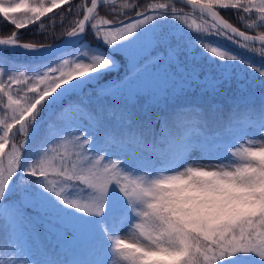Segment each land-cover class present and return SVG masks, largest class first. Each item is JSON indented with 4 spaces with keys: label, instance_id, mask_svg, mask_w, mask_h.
<instances>
[{
    "label": "snow or ice",
    "instance_id": "obj_1",
    "mask_svg": "<svg viewBox=\"0 0 264 264\" xmlns=\"http://www.w3.org/2000/svg\"><path fill=\"white\" fill-rule=\"evenodd\" d=\"M180 2L111 5L104 18L110 0H0V19L14 30H39L66 5L54 13L68 25L59 35L94 38L83 62L38 75L0 67V264H264V91L258 97L225 64H246L251 80L264 65L200 41L205 60L177 33L141 31L174 17L264 58V0ZM47 34L12 31L0 46L48 47L57 34ZM115 51L126 57L124 75L93 86L118 67ZM32 135L37 149L49 146L29 163ZM124 228L133 241L119 235Z\"/></svg>",
    "mask_w": 264,
    "mask_h": 264
},
{
    "label": "trees",
    "instance_id": "obj_2",
    "mask_svg": "<svg viewBox=\"0 0 264 264\" xmlns=\"http://www.w3.org/2000/svg\"><path fill=\"white\" fill-rule=\"evenodd\" d=\"M119 1H127L129 4L130 3L135 4L137 2V0H119ZM73 2L75 3V0H73ZM140 2L143 3V0H140ZM146 2L155 3L157 2V0H146ZM107 5L108 4L103 5V8L101 9V12L102 13L105 12L106 15H107L106 7H109ZM112 5L116 6L118 4H112ZM177 6L183 7V5L181 4H178ZM64 7H66V5H62L60 8L53 9V13L48 14L50 16H53V19L48 20L47 17H45L44 27L39 30L36 29L37 25H33L31 28L28 29L14 30L11 27L10 22H5L2 19H0V36L7 37L12 31H17V32L21 31L22 36L25 39L36 38L42 41H46L48 35L47 33L55 32L57 34L56 38H53L51 41H47V43L58 42L65 37V36L61 37L59 35V33L62 31L60 27L61 24H64L65 28H67L68 25L67 23H65L63 15L54 16V13L61 12ZM184 11L196 14L194 13L193 10L189 8H185ZM69 19L71 20V18ZM49 25L52 26L49 27ZM179 35L182 36L186 41H188L193 46L192 50L195 55L200 56L202 54L205 60L209 59L211 54L206 52V50L203 47H201L200 41L213 44L229 52H232L235 55L249 61L252 64L264 65V61L259 60L257 56L250 54L245 49L239 48L232 41H229L225 38L214 35H202L201 33L195 31L188 33L184 32ZM92 39L94 38L90 35V32H86L84 38L80 42L72 46L71 48L51 55H31V54L15 52L9 49L0 48V57L4 58L6 61L2 65V67L4 68V70L10 73L25 72L28 75H38L50 71L52 67H54L59 61L64 60L65 58L71 57L76 53L80 52L83 49V45L88 43V41ZM22 42H27V41H22ZM99 46H100L99 42H97L95 45H90V47H99ZM257 47H259V45H257ZM102 50L108 51L106 48ZM111 54L114 56L115 60L117 61L118 67L115 69H110L109 71L105 72L99 84H97L94 79L91 82V84L97 88L100 87L101 85L108 84L113 80H117L121 78L126 71L127 60L124 54L120 51H115ZM217 62L219 63V61ZM239 64L241 65V63ZM242 67L246 71V73L244 74L245 77L250 80L253 89L255 90L256 94L259 95L262 91H264V84L259 83L260 80H264V77H259L258 74H255L256 79L251 80V77H248L247 75L253 74L252 69H250L246 64H242ZM92 75L94 78L97 77L96 73H93ZM82 79L87 81L88 80L87 75H85ZM75 82L76 80L73 79L72 83ZM90 91H92V87L89 86H86L84 91H81L80 89L75 90V92L81 96L84 95L85 92H90ZM75 98L76 97L72 95L69 96L67 99H75ZM170 107H174V106H170ZM41 115H44V113H42ZM39 143H40V138L36 135H32L30 140L28 141L27 147L25 149V157L29 163L39 160L42 157L45 148L49 146V145H44L43 147L37 149V145ZM93 152H95V149H93ZM51 178L54 179V177Z\"/></svg>",
    "mask_w": 264,
    "mask_h": 264
},
{
    "label": "rangeland",
    "instance_id": "obj_3",
    "mask_svg": "<svg viewBox=\"0 0 264 264\" xmlns=\"http://www.w3.org/2000/svg\"><path fill=\"white\" fill-rule=\"evenodd\" d=\"M119 1V0H118ZM33 3H36L37 0H32ZM112 4H118L115 6V8L123 10V6L129 4L127 1H119V2H115ZM111 3L108 4L106 7V9L108 10L110 8V6L112 5ZM187 14V19L189 22H191L193 19H196L197 23H201V19L198 18V16L196 14L193 13H189L186 12ZM104 15V18H108V16L105 14V12L102 13ZM21 19H23V17H21ZM156 27H163L166 30L172 31L174 33L177 34H182V33H188V32H193L192 29H189L185 24H183L182 22L176 20L174 17H157L156 20L150 22L148 25H145L143 29H141V31L144 30H148V29H152V28H156ZM86 50L83 48L80 52L76 53L75 55L65 58L64 60L59 61L54 67H58L60 64H62L64 61H79V62H83L85 60V55L84 52ZM209 56V55H208ZM259 58V57H258ZM259 60L264 61V58H259ZM226 67H231L233 71L236 72H242L243 74L246 73V71L243 69L242 64L240 65L238 62H226L225 64ZM0 67H2V65H0ZM52 67V68H54ZM6 73H9L8 71L5 70ZM48 72V71H47ZM248 77H252L253 74H249L247 75ZM260 95V94H259ZM259 95H257L259 97ZM144 100L141 99L140 103H143ZM181 101H177V103H180ZM170 106H174V105H170ZM3 115V114H0ZM247 139H251L253 144H259V138H256V136L250 131L247 134ZM241 144H243V140H241ZM246 146V145H244ZM236 159V158H234ZM208 159H205L203 161V163H208ZM212 163H219V161H211ZM224 163H230V161H224ZM136 175H144L143 172L140 173H136ZM157 174H153V178H155ZM78 190L76 189H72L71 192L73 195L76 194ZM118 197H122V194L119 193V190L117 189V191L113 194V202H117ZM119 235H121L123 238H126L129 240V242L133 241L135 239V232L133 229L131 228H124L122 229V233H119Z\"/></svg>",
    "mask_w": 264,
    "mask_h": 264
},
{
    "label": "water",
    "instance_id": "obj_4",
    "mask_svg": "<svg viewBox=\"0 0 264 264\" xmlns=\"http://www.w3.org/2000/svg\"><path fill=\"white\" fill-rule=\"evenodd\" d=\"M117 1L118 0H110V3H115ZM177 2L179 3V0H177ZM179 4L183 5L182 2H180ZM85 34L77 35L75 37H66L65 36L63 39H61L58 42L48 43V44H50V46H48V47H43V48H39V49H35V50H28V49H24V48L18 47V46H0V48L9 49V50H12L15 52L31 54V55H51V54H55V53L65 51V50L71 48L72 46H74L75 44L80 42L84 38ZM250 34H252V33H250ZM0 38H6V37L0 36ZM257 45H259V44H257Z\"/></svg>",
    "mask_w": 264,
    "mask_h": 264
}]
</instances>
